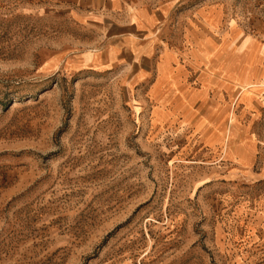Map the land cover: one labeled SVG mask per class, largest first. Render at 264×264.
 Wrapping results in <instances>:
<instances>
[{
    "label": "rangeland",
    "instance_id": "374dc122",
    "mask_svg": "<svg viewBox=\"0 0 264 264\" xmlns=\"http://www.w3.org/2000/svg\"><path fill=\"white\" fill-rule=\"evenodd\" d=\"M230 1L264 34V0ZM99 41L0 0V264H264V105L233 110L250 174L197 133L204 104L170 109L162 57L156 78L157 57L110 62Z\"/></svg>",
    "mask_w": 264,
    "mask_h": 264
},
{
    "label": "crops",
    "instance_id": "0c3cea01",
    "mask_svg": "<svg viewBox=\"0 0 264 264\" xmlns=\"http://www.w3.org/2000/svg\"><path fill=\"white\" fill-rule=\"evenodd\" d=\"M35 1L94 30L100 40L97 45L106 48L110 62L139 64L155 56L157 78L162 57L163 75L155 78V88L170 85L172 96L177 97L170 109L173 104L175 108L189 103L190 115L196 104H204L206 114H198L193 125L202 121L197 129L202 138L216 134L213 148L207 145L208 149L220 151L219 158L234 165L251 167L257 151L244 147L236 134L233 110L251 114L264 105V34L256 37L239 28L230 0ZM179 47L183 53L174 49ZM185 80L192 84L182 85ZM246 101L249 104L244 105ZM221 112H228L226 124H218Z\"/></svg>",
    "mask_w": 264,
    "mask_h": 264
}]
</instances>
